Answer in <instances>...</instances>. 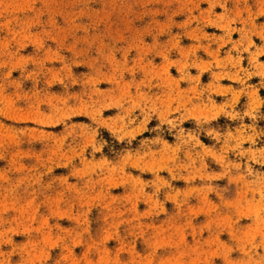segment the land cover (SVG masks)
I'll list each match as a JSON object with an SVG mask.
<instances>
[{
    "label": "rangeland",
    "instance_id": "1",
    "mask_svg": "<svg viewBox=\"0 0 264 264\" xmlns=\"http://www.w3.org/2000/svg\"><path fill=\"white\" fill-rule=\"evenodd\" d=\"M0 264H264V0H0Z\"/></svg>",
    "mask_w": 264,
    "mask_h": 264
}]
</instances>
